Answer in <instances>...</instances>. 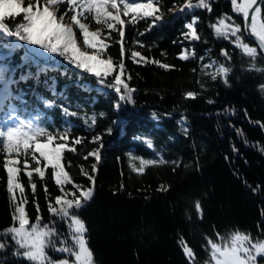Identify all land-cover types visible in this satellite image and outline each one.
<instances>
[{"label": "trees", "instance_id": "1", "mask_svg": "<svg viewBox=\"0 0 264 264\" xmlns=\"http://www.w3.org/2000/svg\"><path fill=\"white\" fill-rule=\"evenodd\" d=\"M186 2L160 0L155 25L151 18L129 22L122 16L123 41L115 30L106 38L105 30L101 39L109 47L101 59L110 56L114 64L124 63L121 79L134 90L131 100L121 101L125 90L117 93L111 86L118 68L101 83L62 58L31 57L30 46L22 43L6 54L15 81L11 88L20 99L17 106L39 114L50 131L70 129L71 137L83 138L75 152L64 154L62 163L73 181L64 189L68 199L73 192L79 196L81 189L93 187L88 177H94L92 198L77 212L87 229L93 264H190L182 241L195 253L193 264H212L208 240L237 231L264 240V55L258 48L256 68L251 69L252 59L240 48L233 49L234 37L227 41L215 34L211 25L224 16L231 17L226 22L243 26L230 0H208L210 10L181 12ZM193 19L196 40L186 27ZM7 22L11 26L20 18ZM241 35L257 47L244 31ZM80 42L83 48L82 37ZM133 51L141 55L133 59ZM223 51L231 59L222 58ZM183 54L189 58L181 59ZM213 62V67H206ZM161 63L170 67L162 68ZM220 64L231 68L227 83L222 76L211 77ZM188 92L195 96L188 97ZM45 101L55 106L47 107ZM96 150L98 162L88 156ZM142 160L157 163L141 165ZM30 165L29 171L36 166L31 161ZM19 181L25 189L29 226L39 216L42 225L55 229L58 247L61 240L71 242L69 223L49 211V204L62 195L51 167L43 179L33 174L34 192L23 171ZM15 192V203H20L19 189ZM11 197L6 169L0 166V233L18 226ZM8 238L0 250V264H33L14 255L16 246ZM46 252L51 258L57 253L52 248Z\"/></svg>", "mask_w": 264, "mask_h": 264}, {"label": "snow or ice", "instance_id": "2", "mask_svg": "<svg viewBox=\"0 0 264 264\" xmlns=\"http://www.w3.org/2000/svg\"><path fill=\"white\" fill-rule=\"evenodd\" d=\"M230 2L234 12L242 16L243 29L234 21L226 22L231 21V17L228 16L219 18L211 27L214 28L217 36L226 39L234 37L235 45L252 59L251 69H255L254 61L258 55V48L260 53L264 54V14H262L264 0H242L240 3L237 0H230ZM159 5L160 0H146V2H139V0H0V159L3 161L0 166L6 169L7 189L12 194L11 198L14 202V220L18 221V226L5 229L0 236H10L16 246L14 255L22 256L33 264H93V254L87 246L85 237L87 229L77 212L83 203L92 198L95 181L93 176H89L93 187L81 189L79 196L73 192L72 198H67L69 193L65 191L64 185L72 184L73 181L65 170L62 160L66 151L77 150L76 145H81L83 138L71 137L70 129L50 131L48 127L40 123L39 114L25 113L17 106L20 99L13 94L11 88L15 81L11 78L12 69L8 67L6 54H10L12 49L22 43L30 46L31 57L48 60L62 58L75 68L94 74L100 78L101 83H104L108 75L118 68L119 74L113 77L111 86L117 93H121L122 89L125 90L126 94L119 96L121 101L131 100V93L134 90L121 79L125 65L123 62L114 64L110 56L107 59H101L109 45L105 44L100 37L107 30L106 38H110L112 30H115L123 41V26L126 20L122 19V16L130 18L129 22L151 18L152 25H155L159 19L157 15L160 13ZM199 7L210 10L208 0H197L196 3H193V0H187L181 12ZM17 17L20 18V22L10 26L7 21H15ZM195 23L196 20L193 19L186 25L193 40L199 39L194 27ZM93 24L97 26L96 31L90 30ZM243 31H248L249 35L257 41V47L244 42L241 35ZM185 35L187 38L188 34ZM80 37H82L83 48L78 42ZM5 40L8 41L7 44L3 43ZM84 48L93 51L90 54ZM130 55L135 59L141 54L133 51ZM224 55L227 56V53L225 52ZM180 58L186 60L189 56L183 54ZM214 63L206 67H213ZM160 66L165 69L170 67L162 63ZM230 71L231 68L220 64L216 71L211 73V77L216 79L217 76H222L227 83V75ZM261 89L264 90V85ZM186 95L194 97L195 93L188 92ZM44 103L47 107L55 106L51 102ZM63 111L68 113L67 108ZM72 114L75 115V113ZM92 121L95 122V117H92ZM148 144L151 147V141H148ZM88 156L94 157L97 162L101 159L99 150L88 153ZM30 161L36 165L31 171L28 170L31 167ZM42 161L45 162L43 167ZM155 163L157 161H141V165ZM49 167L52 169L54 182L60 186L62 193L54 198V203L49 204V211L52 215L67 221L71 228V242L68 239L61 240L59 247L57 240L53 239V237L58 239L55 229L42 225L39 216L35 223L29 226V219L23 207V203H26L23 195L25 189L19 181L23 171L34 192L36 183L32 181L33 174L43 179ZM143 170V167L139 168L140 172ZM93 171H95V165H93ZM74 187L81 188L79 185ZM16 189H19L21 194L20 203H15ZM45 191H47L46 187ZM195 207L200 208L199 201L195 203ZM207 243L210 245V262L214 264H255V256L264 254V240H253L249 234L239 231L222 238L218 237L217 241L208 240ZM6 246V241H0V250ZM48 248L66 253L72 259L53 261L47 255ZM185 252L189 259L193 258V252L187 246H185Z\"/></svg>", "mask_w": 264, "mask_h": 264}, {"label": "water", "instance_id": "3", "mask_svg": "<svg viewBox=\"0 0 264 264\" xmlns=\"http://www.w3.org/2000/svg\"><path fill=\"white\" fill-rule=\"evenodd\" d=\"M243 26H244V21H243ZM243 26H242V29H243ZM244 33H245V36L247 37V39L252 40V41L257 45V41H256L252 36L249 35L248 31H244ZM228 40H229V39H227V41H228ZM231 44H232L233 49H239V48L235 45L234 42H232ZM259 50H260V49H259ZM225 52L227 53V51H223L222 58H224V59H229V53H227V56H225V55H224ZM230 52L235 53L234 50H231ZM263 55H264V54H263ZM230 59H231V58H230ZM180 246L182 247V249H183V251H184V255H185L186 259L190 262V264H193L194 261H196V260H195L196 257H195V253H194L193 249L190 248V249L192 250V252H193V258H192V259H189V257L186 255V252H185V246H187V247L189 248V246H188V244L186 243V241H182V243L180 244Z\"/></svg>", "mask_w": 264, "mask_h": 264}, {"label": "rangeland", "instance_id": "4", "mask_svg": "<svg viewBox=\"0 0 264 264\" xmlns=\"http://www.w3.org/2000/svg\"><path fill=\"white\" fill-rule=\"evenodd\" d=\"M193 9V8H192ZM191 9V10H192ZM178 11H179V9H178ZM65 22H67V20H65ZM91 31H96L95 29L93 30V29H90ZM79 37V36H78ZM100 38H103L104 39V36L102 35ZM79 43H80V46H82L81 45V42H80V39H79V41H78ZM30 223V222H29ZM61 235V234H60ZM62 237H63V234L61 235ZM0 241H4V240H2V239H0ZM5 241H6V243L7 242H9V238L7 237V239H5ZM70 241H71V239H70ZM260 255H262V256H264V254H260ZM49 256V255H48ZM257 256H259V255H256L255 256V258L257 257ZM50 258H51V256H49ZM62 259H69V260H71L72 258L71 257H69L66 253H60V252H57L56 253V255H54V258H51V260H53V261H60V260H62Z\"/></svg>", "mask_w": 264, "mask_h": 264}, {"label": "flooded vegetation", "instance_id": "5", "mask_svg": "<svg viewBox=\"0 0 264 264\" xmlns=\"http://www.w3.org/2000/svg\"><path fill=\"white\" fill-rule=\"evenodd\" d=\"M261 257H264V256L259 255V256H257V257L255 258V264H260V258H261ZM212 264H214V262H213Z\"/></svg>", "mask_w": 264, "mask_h": 264}]
</instances>
